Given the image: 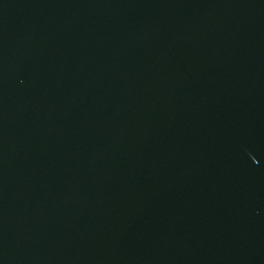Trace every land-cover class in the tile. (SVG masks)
<instances>
[{"label": "water", "instance_id": "1", "mask_svg": "<svg viewBox=\"0 0 264 264\" xmlns=\"http://www.w3.org/2000/svg\"><path fill=\"white\" fill-rule=\"evenodd\" d=\"M0 264H264V0H0Z\"/></svg>", "mask_w": 264, "mask_h": 264}]
</instances>
